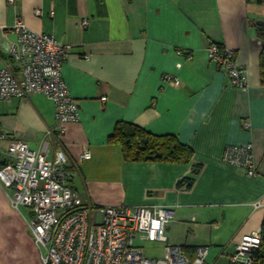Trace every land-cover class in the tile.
<instances>
[{
  "label": "crops",
  "instance_id": "1",
  "mask_svg": "<svg viewBox=\"0 0 264 264\" xmlns=\"http://www.w3.org/2000/svg\"><path fill=\"white\" fill-rule=\"evenodd\" d=\"M263 9L248 0H0V67L20 76L10 50L21 20L70 47L61 76L79 121L65 125L61 145L72 189L97 208L170 210L168 245L190 260L196 248L214 247V263L227 264L230 249L261 231L264 221V44L256 25ZM210 44L234 51L246 72L245 91L207 58ZM55 114L53 101L41 94L1 101L0 150L18 136L33 151L47 143L52 159L61 149L49 134ZM120 122L176 137L192 149L190 164L125 161L121 146L109 141ZM249 144L253 176L224 160L227 149ZM85 150L91 159L76 166ZM194 165L200 171L191 187L180 186ZM0 264H40L27 221L2 186Z\"/></svg>",
  "mask_w": 264,
  "mask_h": 264
},
{
  "label": "built area",
  "instance_id": "2",
  "mask_svg": "<svg viewBox=\"0 0 264 264\" xmlns=\"http://www.w3.org/2000/svg\"><path fill=\"white\" fill-rule=\"evenodd\" d=\"M16 1L6 0L8 4ZM87 23L83 20L81 25L85 27ZM13 31L18 37L10 56L20 76L9 66L0 67V102L24 100L36 94L53 101L56 125L49 134L56 136L61 147L49 159L47 143L42 142L38 151H33L14 136L6 150H0V186L9 191L12 207L27 221L40 253V264H208L206 246L196 248L190 260L180 247L167 244L164 230L170 210L146 206L97 208L84 203L81 194L72 189L65 170L69 158L61 145L65 125L79 121L76 101L61 76L70 47L50 35L32 32L22 20ZM207 58L225 73L233 87L245 91L246 72L238 65L233 50L210 44ZM165 80L179 85L176 77L167 75ZM4 137L0 126V141ZM225 152L226 162L246 169L248 175H256L251 144ZM90 159V152L85 150L76 166ZM22 208L27 210V217ZM260 240V231L242 236L229 257L230 264H252ZM139 241L164 244L163 257L147 259Z\"/></svg>",
  "mask_w": 264,
  "mask_h": 264
},
{
  "label": "trees",
  "instance_id": "3",
  "mask_svg": "<svg viewBox=\"0 0 264 264\" xmlns=\"http://www.w3.org/2000/svg\"><path fill=\"white\" fill-rule=\"evenodd\" d=\"M259 5L264 4V0H248ZM264 44V31L257 28ZM261 80L264 83V48L260 55ZM113 135L109 137V141L113 144L120 145L122 155L127 162H170L190 164L192 160V149L172 135L158 136L152 135L132 123L120 122L116 125ZM200 167L193 166L191 177L184 179L179 183L180 186L186 188L191 187L196 175L199 173ZM264 220V219H263ZM260 247L254 251L252 264H264V221L261 227Z\"/></svg>",
  "mask_w": 264,
  "mask_h": 264
},
{
  "label": "rangeland",
  "instance_id": "4",
  "mask_svg": "<svg viewBox=\"0 0 264 264\" xmlns=\"http://www.w3.org/2000/svg\"><path fill=\"white\" fill-rule=\"evenodd\" d=\"M252 4H255V2H252ZM259 20L264 22V16H262ZM22 211L24 212V214L27 213V210L24 209V208H22ZM137 244L140 247L144 248V255H145V257L147 259L148 258H150V259H159L160 257H163V255L165 253L164 244H162V243H151V242H148V241L147 242H144V241L140 242L139 241ZM207 249H208V254L206 256L207 257V259H206L207 263L208 264H215L214 262L217 259V256L214 255V253L212 252L214 250V247H207ZM231 250L232 249H230L229 252L234 253L235 250L234 249H233V251H231ZM220 259L221 258L219 257V259H218L219 262H220ZM226 259H227V257H226ZM226 262H227V264H230L229 257H228ZM220 263L224 264V261L220 262Z\"/></svg>",
  "mask_w": 264,
  "mask_h": 264
},
{
  "label": "water",
  "instance_id": "5",
  "mask_svg": "<svg viewBox=\"0 0 264 264\" xmlns=\"http://www.w3.org/2000/svg\"><path fill=\"white\" fill-rule=\"evenodd\" d=\"M257 28L260 29V30H263L264 31V22L262 21H257Z\"/></svg>",
  "mask_w": 264,
  "mask_h": 264
}]
</instances>
